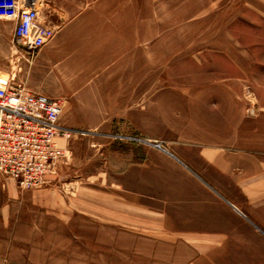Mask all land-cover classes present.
<instances>
[{
  "label": "rangeland",
  "instance_id": "1",
  "mask_svg": "<svg viewBox=\"0 0 264 264\" xmlns=\"http://www.w3.org/2000/svg\"><path fill=\"white\" fill-rule=\"evenodd\" d=\"M50 1L55 37L33 58L5 42L0 76L61 100L68 153L35 189L0 174V264H186L192 250L142 231L113 182L137 157L150 170L173 160L153 144L191 160L193 145L264 158V0Z\"/></svg>",
  "mask_w": 264,
  "mask_h": 264
},
{
  "label": "crops",
  "instance_id": "2",
  "mask_svg": "<svg viewBox=\"0 0 264 264\" xmlns=\"http://www.w3.org/2000/svg\"><path fill=\"white\" fill-rule=\"evenodd\" d=\"M48 3L46 10L53 7L51 1ZM13 12L11 0H0V48L5 42L8 46L12 43L16 25ZM49 22L56 27L53 19ZM162 149L173 160L151 169L159 181L156 184L162 185L156 190L158 195L144 193L151 170L137 157L136 163L124 167L121 179L113 182L121 192L114 195L117 205L124 212L146 217V224L137 222L146 227L142 231L171 234L176 243L173 247L192 250L186 264L224 249L242 255L243 260L229 263L264 264L258 260L264 258V158L239 150L193 145L191 160Z\"/></svg>",
  "mask_w": 264,
  "mask_h": 264
},
{
  "label": "built area",
  "instance_id": "3",
  "mask_svg": "<svg viewBox=\"0 0 264 264\" xmlns=\"http://www.w3.org/2000/svg\"><path fill=\"white\" fill-rule=\"evenodd\" d=\"M16 12L12 45L33 58L55 36L43 0H11ZM61 100L0 76V174L21 190L42 186L68 153V130L59 123Z\"/></svg>",
  "mask_w": 264,
  "mask_h": 264
},
{
  "label": "water",
  "instance_id": "4",
  "mask_svg": "<svg viewBox=\"0 0 264 264\" xmlns=\"http://www.w3.org/2000/svg\"><path fill=\"white\" fill-rule=\"evenodd\" d=\"M144 142V141H143ZM147 142V141H145ZM148 143V142H147ZM156 148L162 149L161 146L159 144H153ZM163 150V149H162Z\"/></svg>",
  "mask_w": 264,
  "mask_h": 264
}]
</instances>
